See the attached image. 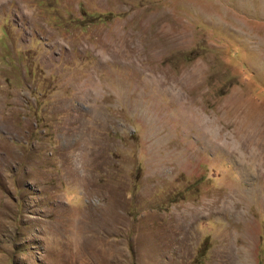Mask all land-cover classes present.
Segmentation results:
<instances>
[{
	"label": "rangeland",
	"instance_id": "rangeland-1",
	"mask_svg": "<svg viewBox=\"0 0 264 264\" xmlns=\"http://www.w3.org/2000/svg\"><path fill=\"white\" fill-rule=\"evenodd\" d=\"M0 264H264V0H0Z\"/></svg>",
	"mask_w": 264,
	"mask_h": 264
},
{
	"label": "bare ground",
	"instance_id": "bare-ground-1",
	"mask_svg": "<svg viewBox=\"0 0 264 264\" xmlns=\"http://www.w3.org/2000/svg\"><path fill=\"white\" fill-rule=\"evenodd\" d=\"M111 219H112V218H111ZM78 255H79V254H78ZM78 255H77V256H78ZM71 263H72V262H71Z\"/></svg>",
	"mask_w": 264,
	"mask_h": 264
}]
</instances>
